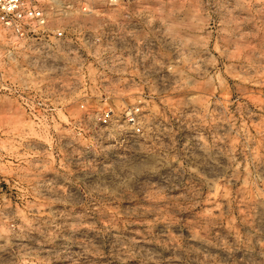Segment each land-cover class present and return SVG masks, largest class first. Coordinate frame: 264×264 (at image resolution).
<instances>
[{
	"label": "rangeland",
	"instance_id": "rangeland-1",
	"mask_svg": "<svg viewBox=\"0 0 264 264\" xmlns=\"http://www.w3.org/2000/svg\"><path fill=\"white\" fill-rule=\"evenodd\" d=\"M72 1L101 42L51 87L84 125L0 94V264H264V0Z\"/></svg>",
	"mask_w": 264,
	"mask_h": 264
},
{
	"label": "built area",
	"instance_id": "built-area-1",
	"mask_svg": "<svg viewBox=\"0 0 264 264\" xmlns=\"http://www.w3.org/2000/svg\"><path fill=\"white\" fill-rule=\"evenodd\" d=\"M92 13L89 7L77 6L72 0H0V31L4 33L0 37V63L6 65L0 69V94L14 98L32 117L33 124L84 125L82 118L70 120L56 97L57 91L51 87V82L58 77L51 67L77 62L82 75L90 76L84 67L95 59L93 47L100 44L101 37L85 31L79 18ZM110 57L117 61L123 59L117 50ZM12 65L16 70L8 72ZM80 109L87 111L85 104H81ZM60 114L69 119L68 123ZM91 116L101 127L119 123L110 107ZM123 120L133 136L143 135L145 122L141 107L127 108Z\"/></svg>",
	"mask_w": 264,
	"mask_h": 264
}]
</instances>
